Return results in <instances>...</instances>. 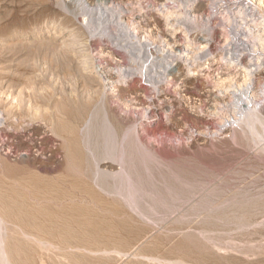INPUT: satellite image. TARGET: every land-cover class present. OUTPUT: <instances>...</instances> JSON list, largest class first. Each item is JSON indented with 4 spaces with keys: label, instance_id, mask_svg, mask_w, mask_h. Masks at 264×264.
I'll return each mask as SVG.
<instances>
[{
    "label": "rangeland",
    "instance_id": "1",
    "mask_svg": "<svg viewBox=\"0 0 264 264\" xmlns=\"http://www.w3.org/2000/svg\"><path fill=\"white\" fill-rule=\"evenodd\" d=\"M263 20L264 0H0L9 264H264V62L248 78L227 55ZM125 148L130 206L109 158Z\"/></svg>",
    "mask_w": 264,
    "mask_h": 264
},
{
    "label": "bare ground",
    "instance_id": "2",
    "mask_svg": "<svg viewBox=\"0 0 264 264\" xmlns=\"http://www.w3.org/2000/svg\"><path fill=\"white\" fill-rule=\"evenodd\" d=\"M239 1V0H238ZM244 1V0H243ZM241 2V1H240ZM237 4V3H236ZM210 5V4H209ZM211 5H213V4H211ZM242 5V4H241ZM247 5V4H246ZM248 6V5H247ZM213 7V6H212ZM245 7V6H244ZM243 8V7H242ZM241 8V9H242ZM248 8H249V6H248ZM210 9H211V7H210ZM213 10V9H212ZM240 10V9H239ZM246 10V9H245ZM251 10H252V8H251ZM224 12V11H223ZM242 12V11H241ZM215 13V12H214ZM247 13V12H246ZM246 13H240V14H243V15H241V17L240 18H238V20L239 19H241V21H246L247 22V20H245L244 18H246V19H248L249 18V15H246ZM100 15V14H99ZM120 15V14H119ZM254 15V14H253ZM186 16V15H185ZM238 17H239V13H238V15H237ZM256 17V16H255ZM104 18V17H103ZM106 18V17H105ZM252 18V17H251ZM100 19V18H99ZM98 19V20H99ZM116 19V18H115ZM211 19V17L210 16H208V17H206V19H205V25L204 26H207V25H209L210 23H209V20ZM234 19H237V17L235 18L234 17ZM250 19V18H249ZM253 19V18H252ZM251 19V20H252ZM258 19H259V17H258ZM101 20H102V17H101ZM100 20V21H101ZM94 21V20H93ZM232 21V20H231ZM249 22H250V20H248ZM256 21V20H255ZM254 21V22H255ZM264 21V20H263ZM91 22H92V20H91ZM97 22V21H96ZM102 22V21H101ZM105 22H106V20H105ZM105 22H104V24L103 25H105ZM248 22V23H249ZM262 22V21H261ZM190 23V22H189ZM209 23V24H208ZM228 23H230V22H228ZM236 23H238V21L237 22H235V24ZM241 23V22H240ZM239 23V24H240ZM245 23V22H244ZM260 23V22H259ZM258 22H257V24H259ZM94 24V23H93ZM96 24V23H95ZM101 24V25H102ZM233 24V23H232ZM246 24V23H245ZM244 24V25H245ZM221 25H223V24H221ZM248 25V24H247ZM250 25V24H249ZM253 25H255V24H251V26H253ZM96 26V25H95ZM97 26H99V23L97 24ZM225 26V25H224ZM228 26H230L229 24H228ZM232 26V25H231ZM231 26H230V28H231ZM242 26H243V22H242ZM93 27V26H92ZM212 27V26H211ZM223 27V26H222ZM233 27H234V25H233ZM101 28V27H100ZM109 28V27H108ZM122 28H124V27H122ZM129 28V27H128ZM206 28H208V26L206 27ZM205 28V29H206ZM226 28H228V27H226ZM251 28V27H250ZM250 28L248 27L247 29H246V27H245V30H247V32H243V31H245V30H241L242 28H241V26H240V28H238V29H236L235 31L233 30V29H230V36H231V39H232V41H230V42H233V45H232V49L230 50V48H228L229 49V51H231L230 53H227V55L229 54L230 56H236V58L238 59V60H241L240 58L241 57H243V56H245L246 58H249V62L251 63V64H249V65H252V66H254V68L252 69V70H250L251 68H250V66L248 65H246V67H243V68H246V69H244L245 71H246V75L248 76V78H250V77H252V75L253 74H255V72L260 68V66L259 65H257L256 63H260V62H264V35H259V36H253L252 35V33L250 34ZM254 28H257L256 26L255 27H253L252 28V30L254 29ZM105 29H106V27H105ZM126 29V28H125ZM97 30V29H96ZM95 30V31H96ZM109 30V29H108ZM211 30V29H210ZM227 30V29H226ZM107 30H105V32H106ZM123 31H125V30H123ZM127 31V30H126ZM125 31V32H126ZM206 31V30H205ZM104 32V31H103ZM208 32V31H207ZM98 33H99V31H98ZM227 33H229V31L227 32ZM254 33V32H253ZM96 34V33H95ZM103 34H105V33H103ZM107 34V33H106ZM105 34V35H106ZM127 34V33H126ZM209 34V33H208ZM212 34V33H211ZM255 34V33H254ZM259 34V33H258ZM97 35V34H96ZM132 35V34H131ZM228 35V34H227ZM226 35V36H227ZM127 36V35H126ZM210 36V35H209ZM120 37V36H119ZM228 37V36H227ZM124 38H127V37H124ZM129 39L131 38V37H128ZM134 38V37H133ZM133 38H132V40H133ZM230 39V40H231ZM126 40H128V39H126ZM131 40V39H130ZM229 40V39H228ZM121 41V40H120ZM125 42V41H124ZM224 42V41H223ZM127 43V42H126ZM128 44H129V42H128ZM140 44V43H139ZM230 44V43H229ZM228 45V44H227ZM145 46V45H144ZM117 47V46H116ZM121 47H129L128 45H125V46H121ZM133 48H134V46H132ZM139 47V46H138ZM143 47V46H142ZM129 48H131V47H129ZM148 48V47H147ZM122 49V48H121ZM126 48H124V50H125ZM134 49H136V48H134ZM133 49V50H134ZM138 50H139V48H137ZM136 49V50H137ZM150 49V48H149ZM148 49V50H149ZM224 49V48H223ZM227 49V48H226ZM123 50V49H122ZM123 50V51H124ZM131 50V49H130ZM129 50V51H130ZM141 50V49H140ZM139 50V51H140ZM259 51V52H256V51ZM126 51V53L128 52L127 50H125ZM124 51V52H125ZM146 51H147V49H146ZM154 52V51H153ZM205 52V51H204ZM129 53V56H131L130 58L132 59L133 57H132V55H130V53H132V51L131 52H128ZM139 53V52H138ZM138 53H137V56H138ZM141 53V52H140ZM145 53V52H144ZM133 54V53H132ZM134 54H136V53H134ZM133 54V55H134ZM128 55V54H127ZM140 55V54H139ZM226 55V54H225ZM140 56H142V55H140ZM149 56H150V54H149ZM148 56V57H149ZM134 57H136V55H134ZM144 57H146V59H147V56L145 55ZM202 57V56H201ZM150 58V57H149ZM148 58V59H149ZM152 58V57H151ZM231 58V57H230ZM137 59H139V56H138V58ZM146 59H144L145 61L143 62V66H146L147 64H146V62L148 61V59L146 60ZM160 60H161V58H159ZM235 59V58H234ZM233 59V60H234ZM238 60H237V62H238ZM91 61V60H90ZM129 61V60H128ZM137 61H139V60H137ZM137 61H136V63H137ZM141 61V60H140ZM168 61V60H167ZM225 61V60H224ZM231 61V60H230ZM234 61H236V60H234ZM247 62V61H246ZM256 62V63H255ZM133 63V62H132ZM136 63H134V64H136ZM140 63V62H139ZM141 63H142V61H141ZM144 63L146 64V65H144ZM150 64L149 65H147V67L144 69V67H143V71L145 70H147V68H149V66H151L152 65V60L149 62ZM261 63V64H262ZM125 64V63H124ZM239 64V63H238ZM133 66V65H132ZM161 66V65H160ZM167 66V65H166ZM170 66V65H169ZM96 67V66H95ZM136 67H137V65H136ZM136 67H134V68H136ZM139 68H140V66H138ZM114 68V67H113ZM119 68V67H118ZM133 68V67H132ZM131 68V69H132ZM138 68V69H139ZM168 68V67H167ZM250 68V69H249ZM137 69V68H136ZM152 69V68H151ZM164 69V68H163ZM142 69H139L138 71L136 70L135 71V69H133L129 74H128V79H131L132 81L136 78V77H138V75H140V78L141 77H143V75H142V72L143 71H141ZM168 70V69H167ZM190 70V69H189ZM121 69H120V71H118V73H121ZM126 72H127V69L125 70ZM129 71H130V69H129ZM150 71V70H149ZM160 71V70H159ZM115 72H117V69H116V71ZM137 72V73H136ZM152 72V71H151ZM157 72V71H156ZM117 73V74H118ZM155 73V72H154ZM159 73V72H158ZM103 74V75H102ZM102 74H101V76H99L100 77V79H102V81L105 83V90L106 91H109V92H113V90L114 89H112V85H110L111 84V82H110V80L107 78V76H106V74H104V72H102ZM123 73H121V75H120V77H119V80L120 81H124V80H126V76L125 77H122V76H124V75H122ZM138 74V75H137ZM148 74V73H147ZM160 74V73H159ZM158 74V75H159ZM155 75H156V73H155ZM161 75V74H160ZM153 76V75H152ZM149 77V76H147V77H149L150 79H152L153 77ZM163 76V75H162ZM159 77V76H158ZM157 78V77H156ZM149 79V80H150ZM159 79V78H158ZM164 79V78H163ZM250 80H252V79H250ZM153 81V80H152ZM160 80H157L156 82H159ZM131 82V81H130ZM155 82V81H154ZM247 82V81H246ZM124 83H126V84H128L129 82H127V81H125ZM150 83H151V80H150ZM153 84V83H152ZM155 84V83H154ZM159 84V83H158ZM156 86H157V83L155 84ZM264 85V84H263ZM249 86V85H248ZM241 88V87H240ZM255 92V91H254ZM103 93V92H102ZM244 96H245V94H244ZM149 97V96H148ZM238 101V100H237ZM239 101H241V100H239ZM162 102V101H161ZM244 102H245V100H244ZM233 111V110H232ZM134 112H136V111H134ZM251 114H253V113H250L249 115H251ZM137 115V114H136ZM140 115V114H139ZM244 116V115H243ZM256 116V115H255ZM251 118V117H250ZM249 118V119H250ZM252 119H254L253 117H252ZM255 120V119H254ZM251 121V120H250ZM258 123V122H257ZM260 123V122H259ZM252 124V123H251ZM251 126V125H250ZM255 126V125H254ZM221 127V126H220ZM125 130V129H124ZM147 130H149V129H147ZM256 131V130H255ZM150 132V131H149ZM249 132V131H248ZM250 132H252V129H251V131ZM131 136H132V138H133V142H132V144H134V145H136V146H134V147H138V149H137V151L138 150H140V152H141V155H142V157L144 158H142L141 156H140V158H141V160L143 159L144 161H147L149 158H151V155L148 153L149 151H147L148 149H146L147 147H145V146H143V144L142 143H140V141H139V138L137 137V134L132 130V131H130V132H128ZM112 135V134H111ZM129 135V136H130ZM106 136V135H105ZM126 136H128V135H126ZM131 136L129 137V139H131ZM128 138V137H127ZM127 138H126V140H127ZM258 138V137H257ZM128 139V143H129V140ZM121 143V142H120ZM119 143V144H120ZM126 143V142H125ZM130 144V143H129ZM142 144V145H141ZM119 148V147H118ZM128 148V147H127ZM127 148H125V150H126V152L125 151H123V150H121V151H119L118 150V153H117V155H115L114 154V152L112 151L111 153H110V156H109V158L111 159V160H113V161H115V162H118V165H119V167H120V169H119V171L117 172V175L120 177V179H121V184L123 185V186H125V190L124 191H122L121 193H120V196L122 197V199H124V201L127 203V204H129V206L130 205H133L134 204V198H133V190H135V188H134V186H133V184H132V182H131V174H130V172H129V168L128 169H126L125 168V164L128 162V158H130L131 157V155L133 154H131L130 156L127 154ZM136 148H133V149H136ZM120 149H123V148H120ZM131 149V148H130ZM115 151V150H114ZM134 151V150H133ZM136 151V152H137ZM140 152H138V154L140 153ZM90 153V152H89ZM137 156V155H136ZM147 159V160H146ZM142 160V161H143ZM132 162V161H131ZM129 163V162H128ZM143 163V162H142ZM141 163V164H142ZM150 163V162H149ZM97 163H95V165H96ZM129 165V164H128ZM125 168V169H124ZM139 190V189H138ZM134 193H136V192H134ZM135 205V204H134ZM140 213V212H139ZM1 223H2V221H1V219H0V225H1ZM2 227H3V224H2ZM4 233V232H3ZM3 233L1 234V235H3ZM3 237V236H2ZM0 264H9V261H8V258H7V256H6V252H5V250H4V243H3V239H1L0 238Z\"/></svg>",
    "mask_w": 264,
    "mask_h": 264
}]
</instances>
